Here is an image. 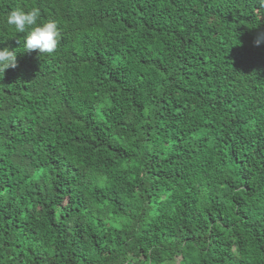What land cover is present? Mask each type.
Listing matches in <instances>:
<instances>
[{
	"label": "trees",
	"instance_id": "16d2710c",
	"mask_svg": "<svg viewBox=\"0 0 264 264\" xmlns=\"http://www.w3.org/2000/svg\"><path fill=\"white\" fill-rule=\"evenodd\" d=\"M60 38L0 76V264H264L257 0H0Z\"/></svg>",
	"mask_w": 264,
	"mask_h": 264
},
{
	"label": "clouds",
	"instance_id": "9594fccd",
	"mask_svg": "<svg viewBox=\"0 0 264 264\" xmlns=\"http://www.w3.org/2000/svg\"><path fill=\"white\" fill-rule=\"evenodd\" d=\"M257 3L261 13H264V0H257ZM5 23L15 33L24 35L22 41L18 40V49L0 48V76L3 77L7 69L16 67L18 51L28 53L38 50L40 54H52L57 49L60 38L58 25L54 20L41 22L38 9L12 10L6 16ZM262 41L264 35L258 36L255 43L259 45Z\"/></svg>",
	"mask_w": 264,
	"mask_h": 264
},
{
	"label": "rangeland",
	"instance_id": "374dc122",
	"mask_svg": "<svg viewBox=\"0 0 264 264\" xmlns=\"http://www.w3.org/2000/svg\"><path fill=\"white\" fill-rule=\"evenodd\" d=\"M175 264H178V260L175 262Z\"/></svg>",
	"mask_w": 264,
	"mask_h": 264
}]
</instances>
